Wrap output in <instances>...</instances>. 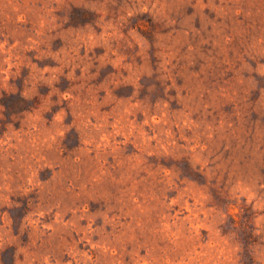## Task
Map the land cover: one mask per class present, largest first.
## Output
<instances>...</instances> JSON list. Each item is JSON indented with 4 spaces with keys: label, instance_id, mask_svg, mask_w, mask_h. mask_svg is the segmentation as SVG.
I'll use <instances>...</instances> for the list:
<instances>
[{
    "label": "rangeland",
    "instance_id": "rangeland-1",
    "mask_svg": "<svg viewBox=\"0 0 264 264\" xmlns=\"http://www.w3.org/2000/svg\"><path fill=\"white\" fill-rule=\"evenodd\" d=\"M0 264H264V0H0Z\"/></svg>",
    "mask_w": 264,
    "mask_h": 264
}]
</instances>
